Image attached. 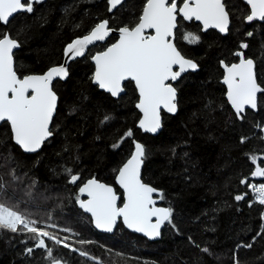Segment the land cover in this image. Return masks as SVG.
<instances>
[{
  "label": "trees",
  "instance_id": "16d2710c",
  "mask_svg": "<svg viewBox=\"0 0 264 264\" xmlns=\"http://www.w3.org/2000/svg\"><path fill=\"white\" fill-rule=\"evenodd\" d=\"M225 3L231 17L226 35L203 32L193 22L178 25L176 45L198 64V70L175 85L178 112L163 115V129L157 136L136 127L138 95L131 82L118 99L92 83L90 57L115 37L71 62L67 79L54 84L59 96L54 134L38 153L24 154L14 144L9 124L0 126V178L6 185L5 195L25 199L23 209L13 206L24 214L28 210L31 219L73 231L62 233L79 243H68V248L45 239L64 264H96L88 257L100 264H264V205L255 202L249 189L250 184L264 183V178L252 175L256 165L251 160L255 155L261 158L257 164L264 166V132L260 130L264 94L259 95L257 112L247 111L241 120L229 106L221 83V61L231 65L239 60L235 53L243 51L255 61L258 83L264 86V21L247 25L248 7L240 0ZM145 4L146 0H126L111 12L108 0H43L34 4L33 12L17 14L6 26L0 24V33L10 34L21 44L14 55L18 75L43 74L62 64L68 44L102 21L107 20L113 30L133 26ZM189 32L199 36V42L189 43L184 38ZM241 43L248 48L241 49ZM129 130L132 136L125 138ZM135 141L147 152L143 181L163 192L161 205L173 210L176 225L167 223L161 239L154 242L129 233L121 222L113 235L99 234L90 217L77 207L79 187L87 180L96 178L115 186L118 170L131 156ZM66 168L79 175L76 184L68 182ZM13 170L16 180L10 174ZM117 193L122 194L118 188ZM237 195L244 199L237 201ZM34 247L31 234L0 229V264H50L45 250Z\"/></svg>",
  "mask_w": 264,
  "mask_h": 264
},
{
  "label": "snow or ice",
  "instance_id": "6c2138e0",
  "mask_svg": "<svg viewBox=\"0 0 264 264\" xmlns=\"http://www.w3.org/2000/svg\"><path fill=\"white\" fill-rule=\"evenodd\" d=\"M43 0H0V24L7 25L10 18L18 12L31 13L34 4ZM146 0L142 15L131 27L124 26L119 29L120 38L106 51L92 57L95 61V74L93 81L101 89L112 96H119L124 91L122 86L126 80L134 81L139 92L137 108L143 113L139 121V128L144 132L156 133L161 128V109L169 113L177 111V88L169 81H176L182 73L189 70L196 71L198 64L186 58L173 42L175 29L178 25V16L184 20L201 21L204 29L215 28L221 33L228 32L229 11L225 0ZM250 12L245 19L264 21V0H246ZM111 8L115 9L122 4V0H109ZM146 30H154V34L146 35ZM112 29L107 20L97 24L88 35L75 39L68 44L65 56L69 59L84 56L88 45L95 41L104 40ZM248 36L252 32L247 33ZM184 38L189 43L199 42L200 37L189 32ZM21 47L17 38L8 33H0V122H7L11 127L12 138L15 144L26 153L37 152L46 140L54 134L52 127L53 116L56 113L58 96L53 90V80L66 79L69 75L66 65L53 66L43 75H18L14 64V49ZM241 49H247V43L240 44ZM239 63L224 64L225 76L223 83L227 85V100L235 110L237 118L243 120L245 109H256L258 94H264V86L257 81L254 70L255 64L251 58H246L243 51L235 53ZM175 69V70H174ZM264 100V97H261ZM109 117H105V120ZM260 130L264 132V127ZM132 131L125 134L131 137ZM246 138H241L244 143ZM123 139L114 144L118 148ZM135 150L131 157L118 170L116 182L123 190L121 196L116 189L91 178L79 187V194L88 197L81 200L76 197L80 208L90 213L95 226L104 232H112L118 220L135 232L155 239L160 235L162 225L167 222L173 228L176 225L172 220L173 210L156 207L153 194L164 199L162 191L146 184L141 179V168L147 156L146 148L139 142H134ZM257 156H251L252 163L256 165L253 176L264 178V166L257 164ZM68 182L76 184L80 177L72 169L66 168ZM14 180L15 171L10 173ZM241 183H247L242 180ZM34 187L30 186V189ZM255 202L264 205V183L250 184ZM6 191V185L0 178V196ZM26 195H32L29 190ZM237 201L243 200L244 195H237ZM251 206V205H249ZM153 217L156 218L153 223ZM38 221L31 219L20 211H16L4 203H0V229L13 233L21 232L31 234L37 248L44 249L50 264H62V260L53 255V249L45 242V237L59 245L62 240L54 233L38 227ZM54 227V225H47ZM65 231H71L65 229ZM264 232V227L261 229ZM66 239V238H65ZM81 243H90L81 241ZM68 248V243H63ZM251 247V244L246 245ZM81 256H88L84 251ZM202 251L211 255L208 248ZM31 254L33 248H28ZM100 264L95 257H88ZM237 264L239 262L237 261Z\"/></svg>",
  "mask_w": 264,
  "mask_h": 264
},
{
  "label": "water",
  "instance_id": "95a60500",
  "mask_svg": "<svg viewBox=\"0 0 264 264\" xmlns=\"http://www.w3.org/2000/svg\"><path fill=\"white\" fill-rule=\"evenodd\" d=\"M126 0H122V4L125 2ZM243 4H245L247 7H248V9H249V12H250V6L249 5H247V3H246V0H240ZM121 4V5H122ZM120 5H118L117 6V8L119 7ZM109 8H110V11L111 12H113V11H115L117 8H115V9H113V8H111V5L109 4ZM20 13H25V12H18V13H16V14H14V17L17 15V14H20ZM11 19L12 18H10V21H11ZM194 21H195V23L196 24H199L201 27H202V29H203V31L204 32H207V31H211V30H213V31H215V32H217V33H219L220 35H226L227 33H221L218 29H215V28H208V29H204V26H203V24H202V22L201 21H197V20H195V19H193ZM229 20H230V23H229V26H228V30H229V27H230V25H231V17H230V14H229ZM254 22H262V21H253V22H251V23H249L246 19H245V23L247 24V25H250V24H252V23H254ZM2 25H4V24H2ZM8 25V24H7ZM4 26H6V25H4ZM177 29V28H176ZM176 29H175V36H174V39H173V42L175 43V45H176V42H175V39H176ZM150 34H154V30H146V35H150ZM88 35V34H87ZM112 36H115V37H117V40H116V42H118V40H119V38H120V33H119V30H113L112 29V31H110V34L104 39V40H102V41H95L93 44H91V45H88V47H87V49H86V51H85V54H84V56L87 54V52H88V50L90 49V48H92V47H94V46H97V45H99V44H105L106 43V41L110 38V37H112ZM82 38V37H81ZM74 41V40H73ZM72 41V42H73ZM71 42V43H72ZM116 42H114V43H116ZM113 43V44H114ZM111 46V45H110ZM109 46V47H110ZM177 47V46H176ZM20 48H18V49H14L13 50V53H14V55H15V53L19 50ZM65 50H66V48H65ZM107 50V49H106ZM105 50V51H106ZM179 50V49H178ZM100 53V52H99ZM98 54V53H97ZM182 54V53H181ZM96 55V54H95ZM183 55V54H182ZM84 56H81V57H77V58H75V59H69V58H67L66 56H65V51H64V56H63V61H62V64L61 65H66L67 66V68H68V66H69V64L71 63V62H74V61H76V60H78V59H81V58H83ZM240 59V58H239ZM253 60V59H252ZM254 61V60H253ZM91 63L94 65V74H95V61L91 58ZM224 63V62H223ZM237 63H239V61L237 62ZM14 64H15V58H14ZM225 64V63H224ZM254 64H255V61H254ZM58 66H60V65H58ZM221 67H222V70H223V73H224V75H223V78H222V80H221V83L225 86V88H226V100H227V85H225L224 83H223V79H224V76H225V69H224V67H223V65L221 64ZM49 70V69H48ZM47 70V71H48ZM175 70V69H174ZM198 70V69H197ZM196 70V71H197ZM254 70H255V72H256V64H255V68H254ZM46 71V72H47ZM46 72H44L43 74H45ZM192 72H195V71H191V70H189V71H187V72H185V73H182L181 74V76L176 80V81H169V83H171L172 85H173V87H174V84H176V83H178L179 82V80L183 77V76H185V75H187L188 73H192ZM43 74H33V75H43ZM94 74H93V76H94ZM67 79V78H66ZM66 79H63V80H61V79H59V78H57V79H55V80H53V86H54V84L57 82V81H65ZM258 81V80H257ZM128 82H131L133 85H134V87H135V83H134V81H130V80H126V81H124L123 82V84H122V86L124 87V91L123 92H121L120 93V95L119 96H116V97H114V96H112L109 92H107L106 90H104V89H101L96 83H94V81H93V78H92V83H93V85H95L96 87H98V89L100 90V91H102V92H104V93H106V94H109L111 97H113L114 99H118V98H120L121 96H123V95H125V93H126V89H125V85H126V83H128ZM135 89H136V87H135ZM53 90H54V88H53ZM136 92H137V95H138V102H137V104L139 103V92H138V90L136 89ZM57 94V93H56ZM259 95L260 94H258V98H259ZM58 96V95H57ZM228 101V100H227ZM228 103H229V101H228ZM58 104H59V96H58V101H57V108H58ZM136 104V105H137ZM229 106L231 107V109L235 112V110L232 108V106H231V104L229 103ZM136 109H137V111H138V113H139V115H140V117H139V120H138V122H137V125H136V127H137V129H139L143 134H147V135H150V136H157L161 131H162V129H163V122H164V118H163V115H171V116H174V115H176L177 114V112H178V93H177V111H176V113H169V112H167L166 110H164V109H161V113H160V115H161V128L156 132V133H149V132H144L141 128H139V121L143 118V113L140 111V109L139 108H137L136 107ZM257 109H258V103H257V108L256 109H251V108H247L246 107V109H245V113H244V115L246 114V112L247 111H253V112H257ZM56 112H57V109H56ZM55 115H56V113H55ZM55 115L53 116V120H54V117H55ZM4 123H7V122H0V126L2 125V124H4ZM53 123V122H52ZM10 126V125H9ZM10 129H11V127H10ZM12 133V132H11ZM13 135V134H12ZM52 137V136H51ZM50 137V138H51ZM49 138V139H50ZM48 140H46L45 142H44V144L47 142ZM13 142H14V139H13ZM135 142H138V141H135ZM140 143V142H139ZM14 144H15V142H14ZM44 144L42 145V147L44 146ZM17 147H19V145H17V144H15ZM42 147L37 151V152H35V153H26V152H24L20 147V149L22 150V152L24 153V154H27V155H33V154H36V153H38L41 149H42ZM134 150H135V144H134V149H133V152H134ZM132 152V153H133ZM132 155V154H131ZM131 157V156H130ZM129 157V158H130ZM128 158V159H129ZM127 159V160H128ZM126 163V162H125ZM123 166V165H122ZM143 170H144V164H143V166H142V168H141V179L143 180ZM118 174V173H117ZM116 178H117V175H116ZM96 179V178H95ZM96 180H98V179H96ZM99 181V180H98ZM87 182V181H86ZM85 182V183H86ZM99 182H101V181H99ZM144 182V181H143ZM101 183H104V182H101ZM145 183V182H144ZM104 184H106V183H104ZM147 184V183H146ZM83 186V185H82ZM81 186V187H82ZM110 186H112V187H114L115 189H116V192H117V188L121 191V193L122 194H119V193H117L119 196H121V201H118V204H121L122 205V200H123V190L119 187V185L117 184V182H116V179H115V186H113V185H110ZM151 186V185H150ZM153 187V186H152ZM88 197L86 196V194L85 195H80V199L81 200H86ZM153 199H155L156 200V207H162V208H167V207H164V206H162L161 205V199L159 198V196L157 195V194H153ZM77 207L85 214V215H87L88 217H90V219H91V221H92V226H93V228H94V230L97 232V233H99V234H103V235H113L114 233H115V231H116V229L118 228V226H119V224H120V222L122 223V225L124 226V228L129 232V233H131V234H135V235H138V236H141V237H143V238H145V239H147L148 241H151V242H154V241H158V240H160L161 239V237H162V232H163V230H164V228H165V226H166V224H167V222H165L163 225H162V227H161V229H160V235L158 236V237H156L155 239H151V238H149V237H147V236H145L143 233H140V232H135V231H133L132 229H129L126 225H124L123 224V222H122V220H118L117 221V224H116V226L114 227V229H113V231L112 232H104V231H102L101 229H98V228H96V226H95V223H94V220H93V218L91 217V214L90 213H87V212H84V210L82 209V208H80V206H79V203H78V201H77ZM155 220H156V218L155 217H153V223H155ZM47 244V243H46ZM34 249H36V250H38V249H41V248H37L36 246L34 247ZM41 250H44V249H41ZM62 264H64L63 262H62Z\"/></svg>",
  "mask_w": 264,
  "mask_h": 264
},
{
  "label": "rangeland",
  "instance_id": "374dc122",
  "mask_svg": "<svg viewBox=\"0 0 264 264\" xmlns=\"http://www.w3.org/2000/svg\"><path fill=\"white\" fill-rule=\"evenodd\" d=\"M257 163H258V161H257ZM249 189L252 192V189L251 188H249ZM252 194H253V192H252ZM4 197H6L8 199L7 203L3 202V201H0V203H4L6 206H8V207H10V208H12V209H14L16 211H19V210L15 209L13 204H15L18 207H21L22 209H23V207H25V201H24L25 199H23L21 197H18V198L15 197L14 198L13 196L5 195V192H4V194L2 196H0V198L2 199ZM28 212L29 211L27 210L26 214H24V213L23 214L29 217V215L27 214ZM32 219H34V218H32ZM34 220H36V219H34ZM36 221H38V220H36ZM47 225H54V224L53 223L50 224V223H47V222L38 221V225L37 226L43 228L46 231L54 233L58 238H60L62 240V243L60 245H63V243H65V242L66 243H78L76 240H74V239H72V238H70V237H68L66 235H62V233L65 232V229H63L61 227H58L56 225H54V227H47ZM66 232L69 233V232H73V231H66ZM44 239H47V238L45 237ZM48 241H50V240H48Z\"/></svg>",
  "mask_w": 264,
  "mask_h": 264
},
{
  "label": "flooded vegetation",
  "instance_id": "af4514ba",
  "mask_svg": "<svg viewBox=\"0 0 264 264\" xmlns=\"http://www.w3.org/2000/svg\"><path fill=\"white\" fill-rule=\"evenodd\" d=\"M108 4H109V0H108ZM145 5H146V4H145ZM179 6H181V5H180V2H179V0H178V7H179ZM142 11H143V10H142ZM141 15H142V14H141ZM181 22H185V23H191V22H193V23H195L194 20H184L182 17H179V16H178V25H179ZM195 24H196V23H195ZM178 25H177V28H178ZM197 25H199V24H197ZM199 27L202 29V27H201L200 25H199ZM202 31H203V29H202ZM203 32H204V31H203ZM176 33H177V29H176ZM112 37H115V36H112ZM115 38H116V40H117V37H115ZM116 40H115L114 42H116ZM175 40H176V39H175ZM114 42H113V43H114ZM175 42H176V41H175ZM113 43H112V44H113ZM112 44H110V45H112ZM110 45H108L105 49H103V50H101V51H96V52H94L93 55L90 57V61H91V58H92L95 54H97V53H99V52H103V51H105ZM176 46H177V45H176ZM94 47H96V46H94ZM94 47H92V48H94ZM92 48H90V49H92ZM177 48H178V47H177ZM90 49H89V50H90ZM89 50H88V52H89ZM88 52H87V53H88ZM245 57H246V56H245ZM246 58H247V57H246ZM238 61H239V60H238ZM238 61H237V62H238ZM237 62H235V63H237ZM93 66H94V65H93ZM93 74H94V73H93ZM223 75H224V73H223ZM126 84H127V83H126ZM176 84H177V83H176ZM176 84H174V87H175ZM125 86H126V85H125ZM177 93H178V91H177Z\"/></svg>",
  "mask_w": 264,
  "mask_h": 264
}]
</instances>
